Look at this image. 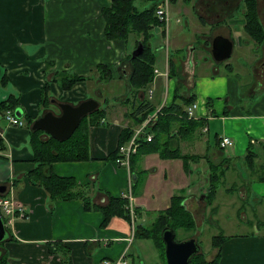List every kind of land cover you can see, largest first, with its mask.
<instances>
[{
    "label": "crops",
    "instance_id": "1",
    "mask_svg": "<svg viewBox=\"0 0 264 264\" xmlns=\"http://www.w3.org/2000/svg\"><path fill=\"white\" fill-rule=\"evenodd\" d=\"M176 1L171 0L168 22L155 30L159 38L170 34L171 9ZM111 3L112 0H0V99L10 94L18 97L19 107L12 111L15 116L18 111L17 117L25 124L10 128L5 115H0V186H6L0 199L11 198L24 210L23 217L17 212L10 219L11 239L2 244L8 264H65L62 253L49 251L53 242L70 249L68 264H99L105 258L120 257L125 250L130 264L157 262L156 257L139 249V260L133 258L136 251L131 247L136 238L127 241L132 228L128 222L113 219L104 227L102 211H86L80 199L51 200L43 187L29 180L27 173L36 166L29 134L34 120L49 111L60 114L57 102L78 105L88 99L96 100L98 109L105 110L102 123L88 131L91 159L56 161L53 170L57 175L74 177L78 185L93 186L91 197L97 205L106 202V193L120 196L131 191L137 221L141 223L135 222L140 225L150 223L166 209L174 195H184L186 207L196 189L202 199L208 189L210 163L226 165L228 169L209 206L216 209V219L221 207L232 205L236 218L250 229L233 235L218 231L230 237L222 243L218 264H264V181L257 180L245 160L252 152L255 163L264 162V38L261 41L246 31L245 0H182L179 9L187 16L175 18L174 27L182 34L186 30L189 33L184 40L176 37L179 31L175 33L173 50L183 54L184 59H174L167 51L162 70L161 58L156 55L154 79L141 90L129 83L125 62L130 54L128 41L106 39L102 8ZM257 10L264 33V0L257 1ZM219 36L233 43L230 56L223 61H215L211 49ZM168 42L167 37V49ZM199 51L201 56L196 59ZM98 65L112 70L113 78L100 79L106 73ZM200 66L204 69L198 71ZM56 72L86 79L64 90L59 81L53 80ZM160 78L164 86H156ZM108 82L131 89L135 99L132 101L126 93L106 98L102 92L106 88L102 86ZM155 86L161 92L158 101ZM149 90H153L152 98ZM45 92L49 104L43 105ZM95 93L104 98V107ZM191 97L195 101L186 100ZM173 100L183 105V110L199 101L204 107L201 113L208 114L206 119H193L201 121L200 126L179 140L183 154L198 158L187 163L182 158L150 153L139 157L129 170L118 165L110 156L117 153L121 129H136L147 119L140 122V116L153 110L148 115L151 117ZM129 103L133 111L124 109ZM108 112L119 116L113 115L111 121ZM48 136L44 133L43 138ZM225 136L235 144L222 147L220 139ZM232 173L233 181L228 183ZM221 192L223 198H219Z\"/></svg>",
    "mask_w": 264,
    "mask_h": 264
},
{
    "label": "trees",
    "instance_id": "2",
    "mask_svg": "<svg viewBox=\"0 0 264 264\" xmlns=\"http://www.w3.org/2000/svg\"><path fill=\"white\" fill-rule=\"evenodd\" d=\"M138 0H112L109 7L102 8V15L105 19V35L109 40H123L127 43L131 34L138 35L135 48L139 41L145 45L144 53L138 57L132 58V53L128 54L125 62L131 66V70L127 69L129 74V83L135 90H141L152 83L154 79V63L157 56L150 51L152 45L150 37H152V27L161 25V21L156 16V10L159 6V0H148L151 2L149 7L140 9L136 4ZM258 0H245L246 14V31L256 39L262 41L264 38L263 28L259 19L257 10ZM134 48V49H135ZM101 71H105V76H100V79L111 80L113 78L112 70L107 69L104 65H98ZM84 76H70L65 73H55L53 80L59 81L64 90H70L73 85L79 81L85 80ZM43 93L42 104H49V98ZM178 97V95L176 96ZM176 99V98H175ZM187 101H195L193 97L186 99ZM19 107L18 97L10 94L7 98L0 99V115H5L7 110H16ZM144 107L143 104L140 106ZM153 111V110H151ZM150 111V112H151ZM149 112V113H150ZM149 113H144L140 116V122L148 119ZM183 105H179L174 100L169 104H165L159 111L155 113L153 124L149 129L153 133L151 141L142 139L138 152L131 157V165L136 162L142 155L150 153H158L162 158H182L188 163L190 159H197V156L183 154L179 148V140H181L189 132L192 133L200 126L198 120L189 119L187 117ZM105 117V110L98 109L91 115L82 118L79 128L71 138L65 141L56 140L50 136L44 139V131L32 130L30 135L32 141V154L36 166L27 173L29 180L43 187L48 194L49 199L55 201H71L80 199L84 203L86 211L100 210L104 215L102 226L106 227L113 219H123L131 226V218L127 209L128 199L124 196H113L106 193L107 200L104 204H98L91 197L93 186L78 185L74 177L59 176L53 170V163L56 161H86L91 159L89 149V129L91 126H97L102 123ZM134 134L132 127L121 129L119 136L118 147L128 142ZM3 144L0 139V145ZM116 151L110 157L116 158ZM251 157L249 159L248 157ZM255 156L252 152L245 156L246 165L251 167L257 180L264 181V162L255 163ZM255 163V164H254ZM207 180L209 182L207 192L205 193V203L211 205L214 201L215 191L222 183V177L225 174L228 166L222 164L210 163ZM260 167V168H259ZM136 184V183H135ZM134 188V187H133ZM0 192V196H1ZM203 195V194H202ZM184 195H174L171 203L166 209L158 212L156 217L151 222L135 226L134 238L150 239L154 243L164 263L165 260V245L162 240V232L166 228H172L176 232L178 230H193L196 227V219L190 208L186 207ZM138 211V210H137ZM136 211V213H137ZM216 209L212 208V213ZM5 222L7 219H4ZM8 230V229H7ZM11 239V234L8 231L7 238L0 244V264H8L7 255L2 247V244ZM230 237L223 233L215 235L212 240V246L219 248L215 257L211 260L206 258L205 253L201 250L198 254L191 257V264H218L219 256L221 255L222 243H225ZM56 245L53 247L52 245ZM200 244V243H199ZM55 248V249H54ZM70 249L66 248L61 242H53L49 245L51 253H62L65 256L64 263L70 262Z\"/></svg>",
    "mask_w": 264,
    "mask_h": 264
},
{
    "label": "rangeland",
    "instance_id": "3",
    "mask_svg": "<svg viewBox=\"0 0 264 264\" xmlns=\"http://www.w3.org/2000/svg\"><path fill=\"white\" fill-rule=\"evenodd\" d=\"M181 2L182 0H177L176 2L173 3L172 9H171V22H169L170 24V34L167 36L168 37V49H167V37H163L159 38L157 37V33L155 32L158 31V29H156V27L158 25H154V27H152V37H150V43L152 45V49L150 50L151 52L153 51L155 53V55H157L158 57L161 58L162 61V70L163 67L165 66L166 60H167V51L171 54V57L177 60H183L184 59V55H178L173 49H174V36H176V32H178V36L176 37H180L182 38L183 36H188L189 30L185 31L183 34L180 32L179 29H176L175 26V18L179 17H185L187 16L185 13H183L182 11H180L179 7L181 6ZM136 4L139 6L140 9H145L146 7H148L150 5V2L148 3H141V1H136ZM175 23V24H174ZM178 24V23H177ZM185 24V23H184ZM179 25V24H178ZM183 24H181L182 26ZM138 35L136 34H131L130 38H128V53H132V51L134 50V47L136 45V41ZM184 40V37H183ZM170 47V49H169ZM167 49V50H166ZM188 51V49H187ZM186 53V50L184 51ZM187 55V54H186ZM201 56V52H196V59L199 58ZM201 63H204L203 61H200ZM127 69L130 71L131 70V66L128 65ZM204 69V66H200L198 68V71H201ZM249 81V80H247ZM160 84H162L164 86V83L162 82V78L158 79L156 86H159ZM155 86V100L158 101L161 92L160 90H157ZM102 87L106 88V89H102L103 90V95H106V98L109 97L110 95H123L124 93H126V97H131V100L133 101L134 98V92L131 93V89H127L126 87H122L120 85H117V83H107L104 84ZM154 86L152 85L151 88H153ZM148 87L145 89L146 91ZM166 89V86H165ZM109 92H111V94H108ZM9 94H7L8 96ZM2 96V93L0 92V97ZM94 96L101 101V105L104 107V98H101L97 93L94 94ZM124 106V105H123ZM123 108V107H122ZM130 109V111H133V105L131 103H129V105L127 107H125L124 109ZM110 114V112H108ZM110 120L112 121V117L114 116H119L118 114H110ZM15 128V127H12ZM184 161V160H182ZM108 163V161H107ZM238 166L240 168H242L241 162H237ZM158 167H160V165L158 164ZM244 170V168H242ZM236 175V173L234 174ZM237 178V177H236ZM233 181V173L230 175V177H228L227 182L231 183ZM202 182V181H201ZM254 183H259V182H253ZM96 188L98 189V184L96 185ZM204 188V187H203ZM205 189V188H204ZM199 191L196 189L194 191V193H196V195L194 197H192L189 200V208L190 210L192 209L194 212L193 214L195 215V219H196V227L193 230H178L177 231V238L179 239V241L182 240H186V239H191L196 238L197 241L200 243L201 248L203 250V252L206 255V258H208L209 260H211L213 257H215L216 255V248L212 246V240L213 237L217 234H219V230L224 231L226 234L228 235H233V234H238V233H243L246 230H249L250 228L247 227V225H243L242 223L239 222L238 218H236L235 216V211L234 209H231L232 205H230L229 207L226 206L225 208L221 207V212H219V216L215 218V212L212 213V207L209 206V204L205 203V198L201 199V194L198 195ZM219 198H223V193L221 192L219 195ZM264 208V206H263ZM223 209V211H222ZM156 215V212H153ZM155 215H153V218L155 217ZM153 220V219H151ZM217 221V222H216ZM146 222V221H145ZM137 223H141L140 221H137ZM220 223V224H219ZM146 225H148L149 223H144ZM218 225H220V228H218ZM141 242L143 243L144 247L140 248L141 246ZM132 245V244H130ZM153 241L152 240H148V239H135V242L133 244V247H131L133 250H135L136 252H132L135 254V256H133V258H136L139 260V256H138V249L139 252L141 251L142 253H144L145 251H147L148 255H151L153 259H156L157 262L154 264H165L164 260H162V257L159 256V252L156 250L155 247H153ZM151 257H148L147 260H150ZM137 264H140V262H138Z\"/></svg>",
    "mask_w": 264,
    "mask_h": 264
},
{
    "label": "water",
    "instance_id": "4",
    "mask_svg": "<svg viewBox=\"0 0 264 264\" xmlns=\"http://www.w3.org/2000/svg\"><path fill=\"white\" fill-rule=\"evenodd\" d=\"M233 43L222 36L216 37L213 46V57L215 61H223L227 59L232 51ZM145 45L142 41L138 42L137 47L132 51V58L138 57L144 53ZM99 103L94 99L82 101L81 104L73 105L66 102H57L61 113L55 114L53 111L46 112L42 117L34 120L31 127L32 130H42L50 137L65 141L69 139L74 131L80 126L82 118L91 114L99 108ZM18 115V111L16 112ZM22 116V115H20ZM6 186H0V192H4ZM205 196H202V199ZM162 240L165 247V260L167 264H191V257L201 251V246L196 238H189L182 241L176 240V232L172 228L163 230ZM8 236V230L4 217L0 213V244Z\"/></svg>",
    "mask_w": 264,
    "mask_h": 264
},
{
    "label": "built area",
    "instance_id": "5",
    "mask_svg": "<svg viewBox=\"0 0 264 264\" xmlns=\"http://www.w3.org/2000/svg\"><path fill=\"white\" fill-rule=\"evenodd\" d=\"M170 4H171V0H160L159 6L156 10V16L157 18L162 22L161 25L163 23L168 22L169 17H170ZM161 25H158L156 27V29H159ZM156 72L158 73V70H156ZM149 94H150V98H152L153 95V90H149ZM204 107H201V102H194L193 104H191L190 106H188L186 108V114L187 117L189 119H206L208 117V114H206V112L201 113V109H203ZM161 109V108H160ZM159 109V110H160ZM158 110V111H159ZM155 115V114H154ZM155 116H151L148 119H146L144 122H142L136 129H134V134L131 137V139L128 142H125L123 145L121 144V146L118 147L117 149V155L115 156V162L122 166V167H126L127 170L131 169V157L133 155H135L140 147V142L142 139L147 140V141H151L153 138V133L150 132V128L151 125L153 124L154 118ZM5 119L8 122V126L10 128L12 127H23L24 121L15 116L12 110H8L5 113ZM231 137L229 136H225L222 137L221 142V146L222 147H229V146H233L235 143L232 139H230ZM1 147H0V154H1ZM132 192H128L122 196H124L125 198L128 199V205H127V209L131 218V224H132V228H131V234H129L130 236L127 238V241L131 242L134 238V234H135V226H136V222L137 221V214L135 211V207H134V203H133V196ZM0 212L2 213V215L7 219V225L11 222L10 219L14 218L15 213L19 212L20 216L23 217L24 216V210L22 208L21 205H19L15 200L11 199V198H1L0 199ZM128 253L125 250V252L118 258H105L103 260H101L99 262V264H130V261H128Z\"/></svg>",
    "mask_w": 264,
    "mask_h": 264
}]
</instances>
